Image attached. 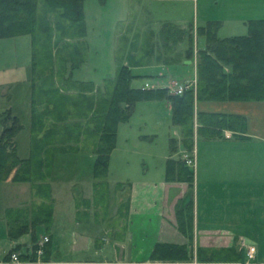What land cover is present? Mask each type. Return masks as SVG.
<instances>
[{"label":"crops","instance_id":"obj_1","mask_svg":"<svg viewBox=\"0 0 264 264\" xmlns=\"http://www.w3.org/2000/svg\"><path fill=\"white\" fill-rule=\"evenodd\" d=\"M165 1L169 0H151V4ZM140 6L143 7V1ZM257 15L248 21H264L259 10ZM138 17L137 12L128 11V18L121 23L118 33L123 45L128 47L123 58L126 56L129 63H121L132 67L143 65L135 59L136 49L130 48L137 43L139 31L147 27L141 24ZM217 19L219 21H208L217 22L220 28L225 18L221 16ZM164 25L193 30L192 25L170 21L158 27ZM201 38L203 43L194 48L193 60L196 52L205 47V40ZM182 59L186 64L187 61L188 64L193 62L186 58L185 52L180 61ZM194 67L196 72L195 64ZM133 75L137 76L136 79L148 78ZM157 82L162 84V80ZM142 85L148 86L147 83ZM3 95L7 96V93ZM167 105L171 111L170 104ZM198 114L241 117L245 120V130L237 132L234 128H224L217 137L211 136L212 129L199 131ZM193 128L192 153L188 155L183 148L182 152H177L194 163L189 167L193 173L190 185L184 180H166L165 166L158 183L147 177L119 182L116 187H123V192L112 200L107 180L95 190L92 168L91 172L88 170V174L82 175L84 169H79L75 166L76 162L67 159L85 154L94 161L92 150H86L89 151L87 153L77 150L58 154L62 158L59 161L57 156L54 159L52 170L56 177L52 199L36 197L30 191L26 202L20 203V196L17 197L18 194L13 191L11 196L18 199L14 201L8 197V203L9 195L5 194V197L1 191L0 264L14 249L28 255L34 247L31 234L18 239L9 236L6 211L25 210L33 214L43 202L50 203L53 208L52 221L49 227L37 226L33 233L36 244L43 237L49 239L44 264H264V102L195 101ZM248 146H253L252 156L244 150ZM8 187L17 188V185L8 184ZM189 203L190 223L188 227L185 225L186 232L181 233L176 220V206ZM157 244L183 246L187 259L171 261L154 258L152 254ZM243 244L256 247V258L251 263H246Z\"/></svg>","mask_w":264,"mask_h":264},{"label":"trees","instance_id":"obj_2","mask_svg":"<svg viewBox=\"0 0 264 264\" xmlns=\"http://www.w3.org/2000/svg\"><path fill=\"white\" fill-rule=\"evenodd\" d=\"M42 1L43 8L39 11V0H0V38L27 35L31 37L32 42L29 156L25 159L17 156L15 138L23 130L20 120L12 115L10 110L0 113V183L32 185L39 180L40 186L49 189L47 179L57 147L54 146L57 142L54 140L55 132L59 129V124H65L67 121L70 110H73V103L78 105L72 115L74 123L65 126L64 131L70 137L73 136L75 147L82 142L90 145L95 156L92 178L96 182L94 187L97 190L98 185L107 178L110 155L116 146L117 127L129 120L137 102L160 100L170 104L172 121L180 128L181 146L187 154H191L193 150L195 101L264 102L263 20L249 21L248 33L245 36L223 39L217 36V22H208L206 26L198 28L197 34L204 38L205 47L197 51L195 56L196 84L180 95L169 94L168 89L132 88L131 82L137 76L133 75L130 65L123 64L117 67L113 83H106V88L109 85V89L104 93L97 90L96 95L86 97L85 91L94 92L95 89L85 83L77 85L79 90L73 97L64 92V84L60 86L61 90L49 85H46L48 89L42 90L37 85L38 71L41 70V75H44L42 85H45L51 83L54 78V69L61 70L60 74L66 67L74 70L85 58L82 54L85 37L83 0ZM178 33H182L183 41L187 42L186 58H192L194 53L191 28L186 30L164 25L159 37L165 40L170 34ZM68 41H72V45H69ZM62 47H69L71 52L59 58L58 49ZM39 94L45 96L43 102L40 98L42 95ZM197 122L201 126L199 131H203V128L212 129L211 136L214 137L220 135L224 128H234L237 132L245 130V120L238 116L198 114ZM70 137L62 140L63 154L75 152L77 149L70 150L67 142ZM176 150V143L171 140V153ZM192 174L184 160H167L166 180H184L190 185ZM20 211H6L9 236L18 239L25 234H31L34 251L36 237L33 230L39 225L49 227L53 208L48 203L37 207L33 214L25 210ZM190 218L191 204H178L176 220L181 233L186 232L185 225L189 226ZM48 245L49 241L43 247L42 261H45ZM152 255L161 260L187 259L185 247L179 245L157 244Z\"/></svg>","mask_w":264,"mask_h":264},{"label":"rangeland","instance_id":"obj_3","mask_svg":"<svg viewBox=\"0 0 264 264\" xmlns=\"http://www.w3.org/2000/svg\"><path fill=\"white\" fill-rule=\"evenodd\" d=\"M142 1L143 7L140 6ZM42 8L43 1L39 0V11ZM258 10L260 16L264 18V0H169L153 4H151V0H83L85 37L82 48L84 53L82 54L85 57L84 62L80 63L77 66L78 68L74 70L66 67L61 74V70L54 69V78L51 83H45V85H42L44 75H41V70L38 71V88L45 90L48 89L46 85H49L61 90L62 87L60 86L64 84V92L71 97L77 94L79 90L77 85L80 83L90 84L88 82H91L93 87H96L94 92L85 91L84 95L86 97L96 95L97 90L101 93H104L106 89L108 90L109 85L106 88V83H113L117 67L122 64L121 62L129 63L126 56L123 58L128 47L123 45L124 43L121 42L118 33L121 23L128 18V11H133L139 14L141 24L147 25V27L139 31L137 43H135V46L131 45L130 47L136 49H134L135 59H138L143 65L130 66L133 74L148 76V78L133 79L131 87L168 89L169 94L178 95L176 92L179 87L190 83L188 81H191V83L194 81L196 84L195 58L194 60L189 58L193 60V62L190 61V64H188L189 61L186 64L184 59L180 61L183 52L187 49V42L183 41V34H170L168 38L163 40L159 37L161 28L158 25L170 21L182 25H192L194 30L197 27L206 26L208 20L216 21L217 18L224 16V21L219 22L220 28L217 33L219 38L245 36L248 33V19L258 16ZM221 11L223 13L219 15ZM188 29L186 28V30ZM193 30L191 29L194 53V48L200 47L203 41L197 31ZM72 41H68V44L72 45ZM58 51L60 52L57 56L59 58L61 55H68L71 52L69 47H62ZM133 56L131 55V57ZM165 62L175 63L165 65ZM31 68L32 42L30 36L0 38V112L3 113L6 108H10L12 115L16 116L23 125V130L15 138L17 156L20 159L28 158L29 155ZM72 72L73 76L71 75ZM158 79L162 80V84L157 82ZM142 83H147L148 86L143 87ZM5 93H7V96L3 95ZM8 97H10V100L7 101ZM40 98L42 102L45 100L44 95ZM77 106V104H72L73 110H70L71 114L67 121L65 124H59V129L57 128L55 132L54 140L57 142H54V146H57V150H61L56 151L55 149L53 153L51 173L47 179L49 191L40 186L39 180H36L32 185L12 182L0 183V192L3 191V195H9L7 196L8 203H10L8 197L15 201L18 196H20V203L26 202V198L30 196V191L36 197L47 196L45 197L47 200L48 198L49 200L52 199L56 177L52 170L56 161L54 159L58 154H63L61 153L63 149L61 148L62 140L70 137L64 131V127L73 125L72 115L75 112L74 109L77 110ZM72 137L67 140L70 150L73 148H77L75 152L77 150H83L84 152L91 150L90 145L88 146L86 142H82L75 147ZM84 137L86 138L87 135L85 134ZM171 140L177 146V150L173 153H171ZM180 140V128L173 123L171 111L165 101L147 100L137 102L129 120L120 123L117 127L116 146L111 154L106 178L110 183L111 199L113 200L114 197L123 192V187L118 188L116 184L119 182L124 183L127 179L147 177L158 183V180L163 177V170L168 159H184L181 153H177L183 150ZM252 147L244 148L248 151L249 156L253 155L251 153ZM61 159L60 156H57V161ZM67 159L76 162L75 166H78L79 169H84L85 172L82 175L87 173L88 170L91 172L93 159L86 157L85 154L83 156H69ZM8 184H16L17 188H9ZM13 191L18 194L17 197L11 196Z\"/></svg>","mask_w":264,"mask_h":264},{"label":"built area","instance_id":"obj_4","mask_svg":"<svg viewBox=\"0 0 264 264\" xmlns=\"http://www.w3.org/2000/svg\"><path fill=\"white\" fill-rule=\"evenodd\" d=\"M195 87V82L193 83H187L184 86H180L177 90L176 94L180 95L183 93V91ZM186 166L192 167L194 166V163L192 159L184 158ZM49 241L48 237H43L42 241L35 244L36 248L35 250L31 251L28 255L21 254L18 251H12L10 252L4 261L1 264H44L42 261V256L44 254V245ZM244 245V244H243ZM245 248V259L246 263H251L256 258V247L253 245H244ZM23 256H29L30 258L25 259ZM32 256V257H31Z\"/></svg>","mask_w":264,"mask_h":264}]
</instances>
